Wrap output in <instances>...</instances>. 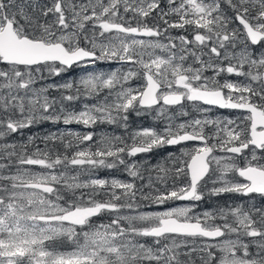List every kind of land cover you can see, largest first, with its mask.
Here are the masks:
<instances>
[{
  "label": "snow or ice",
  "instance_id": "snow-or-ice-1",
  "mask_svg": "<svg viewBox=\"0 0 264 264\" xmlns=\"http://www.w3.org/2000/svg\"><path fill=\"white\" fill-rule=\"evenodd\" d=\"M98 61L129 67L90 72L78 84L40 83L45 72L60 76ZM221 73L247 83H221ZM133 79L142 83L132 87ZM74 88L76 95H50ZM81 95L97 102L80 111L64 106ZM185 102L205 113L202 105L247 115L239 123L205 118L143 128L131 133V144L107 134L94 141L93 132H69L67 141L53 133L43 148L31 136L0 143V264H264V203L254 200H264V0H0V141L44 121L127 128L130 110L159 106L163 114L179 106L187 115ZM93 141L94 150L80 147ZM187 141L200 144L169 153L171 167L124 158ZM245 150L250 159L241 166ZM117 164L132 182L91 178L94 169ZM146 171L155 180L148 175L137 186ZM209 182L212 196L251 202L196 213ZM141 201L192 203L141 211ZM104 216L108 222L97 223Z\"/></svg>",
  "mask_w": 264,
  "mask_h": 264
},
{
  "label": "flooded vegetation",
  "instance_id": "flooded-vegetation-1",
  "mask_svg": "<svg viewBox=\"0 0 264 264\" xmlns=\"http://www.w3.org/2000/svg\"><path fill=\"white\" fill-rule=\"evenodd\" d=\"M149 24H152L153 21L149 20L148 21ZM170 34H172V31H169ZM144 39H149V38H144ZM99 64H104L103 62H96ZM121 64V63H119ZM227 78L230 79H239V76L236 77L234 75H230L226 77H222L220 76L218 78V80L223 83L225 80H227ZM225 92H227V90H225ZM192 103L191 102H185L184 104V108L188 111L189 107L191 106ZM159 107V106H158ZM202 107H208L210 108V111L208 112H202V119L208 118V119H223V118H229V119H233V120H237L238 117H243L246 116L247 113L244 111H240L237 109H221L219 107H213V106H203ZM170 108L173 111H176L178 109H180L179 106H171V107H167ZM183 108V109H184ZM140 114L137 115L136 111L130 110L128 112V121H127V128H125L123 126V124H108V123H103V124H96V125H92L90 128H88L89 132H93L96 135L94 136V141L99 140L100 137L104 134H107L108 136H120L124 139V141L128 144H131V133L143 129V128H153L157 131H162L164 129L163 125L164 124H158L157 122L155 123V109H151V110H144V109H140ZM189 112V111H188ZM237 122L239 123L240 121L237 120ZM181 123H186V122H175L173 124V126L175 127L176 125H179ZM87 128H80L78 131L81 130H85ZM189 131H191V129H188ZM213 128L211 126H208L205 128V133L206 134H210L213 132ZM93 142H84L83 144L80 145L81 148L87 147L89 145H91L93 147V150L95 149V143ZM214 142V141H212ZM200 144L199 141H187L184 142L182 145H176V146H164V147H156L154 148L151 152L148 153H141L138 154L135 157H128L125 155V160L128 163H140V164H144L145 162H147V166L149 168H151L152 166L158 164V163H164L166 166L171 167L172 166V162L171 160L167 159L169 153H174L176 155H179V150L181 147H185L188 149H192L196 146H198ZM217 155H224V153H216ZM261 153L258 152V155H260ZM244 156H247L250 159V152L248 150H245L243 156L241 157H237V163L240 164L241 166H243V164L245 163L244 160ZM111 160V158H109ZM79 169H77L76 171H78ZM75 171V172H76ZM145 176L144 180H135V183L137 184V186L140 185H144L145 182L147 181V177L148 175H151L153 177V179L155 180V176H156V172L155 171H151V172H144L143 173ZM90 177L88 175H82L81 176V180H86L89 179ZM91 178H101V179H108L111 180L113 178L115 179H119L122 181H126V182H132V177H130L127 173V171L125 170V166L124 165H119L117 164L116 167L112 168V169H108V168H96L92 171L91 174ZM235 179H242L239 177H235ZM184 181H177L178 184L183 183ZM172 181L169 180L168 181V186L171 187ZM159 187H161V189L163 190V186L162 185H157ZM212 187V184L209 182L207 184V186L203 189V190H209ZM145 190H148L147 188H145ZM208 199V201H207ZM212 200H215V204L217 206H224L225 204H241V203H249L251 202L249 200L248 197H243L237 194H233V193H225L222 194L220 196H212V195H208V197L206 195H204V199L200 202H197V209H203L204 206H207L208 203H211ZM254 200L257 204H261L264 203V200H261V198L259 196L254 197ZM141 208L140 209H154L155 210V205H147L146 202L141 201ZM192 202L190 201H175V202H169V204L167 205H160L158 207L161 208H167V207H172V206H185V205H190ZM216 206V207H217ZM109 220V218L107 216H104L101 220H97V223L103 222V223H107ZM219 222V221H218ZM142 241L143 240H147V242L149 243L150 241H152V238H141Z\"/></svg>",
  "mask_w": 264,
  "mask_h": 264
},
{
  "label": "rangeland",
  "instance_id": "rangeland-1",
  "mask_svg": "<svg viewBox=\"0 0 264 264\" xmlns=\"http://www.w3.org/2000/svg\"><path fill=\"white\" fill-rule=\"evenodd\" d=\"M163 6V3H162ZM173 30V31H172ZM170 31H172L173 33L171 35L176 36V35H181V34H185L183 32V30L180 29H170ZM190 31V30H189ZM163 39V37L161 38ZM205 59H207V57H205ZM104 64H99L96 63L95 65L89 64L86 67H78V66H74L71 69H67L65 72L61 73L60 76H49L47 74V72L44 73L45 75V79L43 81H41V84H63L65 82L71 81L74 83L79 82L80 78L82 76L87 75L90 72H104V73H108V72H112V71H126L127 68L129 67V65H122L119 64L120 62L117 61H103ZM214 73L209 70L208 72H206V75L212 76ZM230 76L227 73H221L220 76L222 77H226ZM234 75V74H233ZM219 76V77H220ZM236 76V75H234ZM217 77V79L219 78ZM238 77V76H236ZM130 85L132 87H136L138 85H140L142 83V81L140 79H133L132 81L129 82ZM64 95H76L75 92V88L72 90H68V91H56V90H51L50 91V95L53 97H56L57 99H59V97L61 96V94ZM103 95V94H102ZM97 101L93 98H88L84 95L80 96V99L78 100H74V101H64V106L69 109V110H75V111H80L83 109V106L85 104H93L96 103ZM192 107H189V112L184 108L183 111H186L188 114L187 115H182L181 114V109H178L176 111L171 110L170 108L166 107V110L163 114H159L158 112V107L157 109H155V116L158 118L157 123L158 124H164L163 127L165 128L169 123H171L172 125L175 122H191L195 119H202V111L197 110L195 107H193V105H191ZM59 107V105L57 106ZM91 126H85L83 124H77V123H71L68 125H65L62 121L58 122V123H52L50 121H44V122H40V123H36L34 125H32L30 128H25L17 133H13L10 134L7 138L6 141H0V143H16V144H21V143H25L27 142L28 138L31 137H36L37 139L35 140V143L37 145H39L41 148L44 147V143H43V138L45 136H48L50 134H57L60 135L61 133L64 134V139L65 141L73 139L71 136L68 135L69 132L72 133H80V134H86L88 133V128H90ZM174 127V126H173ZM80 128H87L85 130H81L78 131ZM56 146L59 149V151L63 152V146L59 143V141H56ZM38 170V169H37ZM77 169H72L73 173H75ZM147 184V181L145 182L144 185ZM147 191V190H145ZM204 191V195H206L208 197L209 191L208 190H203ZM208 201V199H207ZM216 204H215V200H212L211 203H208L207 206H204L203 209H197V207L195 208V212L196 213H202L203 211L206 210H214L216 208ZM166 208H161L158 207L157 205H155V210L154 209H140L141 211H163ZM148 239V238H146ZM152 241L149 242V244H151ZM197 243H199V241H197ZM64 248H70V245H68L67 243L63 244Z\"/></svg>",
  "mask_w": 264,
  "mask_h": 264
},
{
  "label": "trees",
  "instance_id": "trees-1",
  "mask_svg": "<svg viewBox=\"0 0 264 264\" xmlns=\"http://www.w3.org/2000/svg\"><path fill=\"white\" fill-rule=\"evenodd\" d=\"M170 31V30H169ZM173 31V30H172ZM227 80L231 81V82H235V83H247V81L245 80L244 77H239V79H230L227 78ZM158 121V118L155 116V123ZM74 151V149L69 150V155H71V152Z\"/></svg>",
  "mask_w": 264,
  "mask_h": 264
},
{
  "label": "water",
  "instance_id": "water-1",
  "mask_svg": "<svg viewBox=\"0 0 264 264\" xmlns=\"http://www.w3.org/2000/svg\"><path fill=\"white\" fill-rule=\"evenodd\" d=\"M74 66H75V65H74ZM74 66H73V67H74ZM69 69H71V68H69ZM198 103H199V102H198ZM157 107H158V106H157ZM213 107H217V106H213ZM237 110H240V109H237ZM240 111H244V110H240ZM244 112H246V111H244Z\"/></svg>",
  "mask_w": 264,
  "mask_h": 264
}]
</instances>
